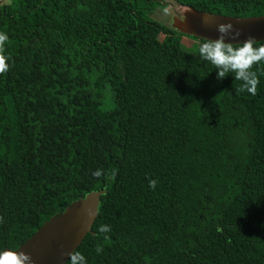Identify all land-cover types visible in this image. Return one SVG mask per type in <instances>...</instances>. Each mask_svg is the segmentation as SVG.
I'll list each match as a JSON object with an SVG mask.
<instances>
[{"label":"trees","instance_id":"16d2710c","mask_svg":"<svg viewBox=\"0 0 264 264\" xmlns=\"http://www.w3.org/2000/svg\"><path fill=\"white\" fill-rule=\"evenodd\" d=\"M162 5L264 16V0L0 1V250L105 190L86 264H264V61L256 95L237 92Z\"/></svg>","mask_w":264,"mask_h":264},{"label":"water","instance_id":"95a60500","mask_svg":"<svg viewBox=\"0 0 264 264\" xmlns=\"http://www.w3.org/2000/svg\"><path fill=\"white\" fill-rule=\"evenodd\" d=\"M180 12L181 19L174 18L172 26L198 40H216L219 35L217 25L232 23L241 35L235 40L226 38V43L240 44L249 36L257 42L264 41V16L229 17L196 10ZM205 20L208 21L207 24L204 23ZM104 193L105 190L92 191L72 201L62 212L55 213L43 222L13 251H22L29 255L31 264H65L68 254L74 252L86 234L91 233V226L97 216L99 197ZM88 209L95 213L91 219Z\"/></svg>","mask_w":264,"mask_h":264},{"label":"clouds","instance_id":"9594fccd","mask_svg":"<svg viewBox=\"0 0 264 264\" xmlns=\"http://www.w3.org/2000/svg\"><path fill=\"white\" fill-rule=\"evenodd\" d=\"M208 23L207 20L204 21ZM219 33L216 40H205L200 44L199 56L202 60L211 63L216 68L217 79L223 80L232 74L236 81L242 83L236 89L237 92L247 91L251 95H256L259 79L256 72L252 71L253 65L264 61V44L259 47H254L257 41L249 36L240 44L226 43V38L235 40L241 35L240 31L235 29L232 23L217 25ZM8 37L4 33H0V73L8 70L7 57L3 53V45ZM102 170H97L93 176L99 178ZM113 178L115 171L112 172ZM155 180H149V187L155 188ZM99 209H96L98 213ZM95 215L91 209H88V216L91 219ZM110 231V226L100 225L99 233H107ZM108 239L107 236L104 237ZM97 253L103 251L102 246L98 245ZM67 264H86L85 257L79 252L74 251L68 254ZM0 264H31V257L22 251H13L11 249L0 250Z\"/></svg>","mask_w":264,"mask_h":264},{"label":"rangeland","instance_id":"374dc122","mask_svg":"<svg viewBox=\"0 0 264 264\" xmlns=\"http://www.w3.org/2000/svg\"><path fill=\"white\" fill-rule=\"evenodd\" d=\"M174 13L170 6L162 5L155 13L154 20L158 23L171 26L173 25ZM161 33L158 29L150 27L144 35L140 38L147 53L153 52L161 41ZM198 46V40L196 38L182 35L180 37V47L188 52L195 51Z\"/></svg>","mask_w":264,"mask_h":264}]
</instances>
